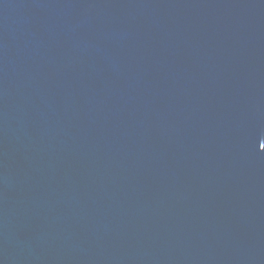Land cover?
I'll use <instances>...</instances> for the list:
<instances>
[{
    "label": "water",
    "instance_id": "1",
    "mask_svg": "<svg viewBox=\"0 0 264 264\" xmlns=\"http://www.w3.org/2000/svg\"><path fill=\"white\" fill-rule=\"evenodd\" d=\"M0 264H264V0H0Z\"/></svg>",
    "mask_w": 264,
    "mask_h": 264
}]
</instances>
